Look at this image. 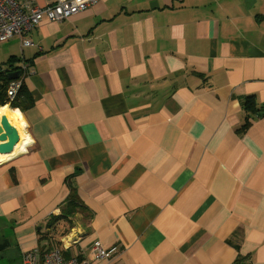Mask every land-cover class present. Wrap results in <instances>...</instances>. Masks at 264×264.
<instances>
[{
    "label": "crops",
    "instance_id": "crops-1",
    "mask_svg": "<svg viewBox=\"0 0 264 264\" xmlns=\"http://www.w3.org/2000/svg\"><path fill=\"white\" fill-rule=\"evenodd\" d=\"M25 38L0 264H264V0H97Z\"/></svg>",
    "mask_w": 264,
    "mask_h": 264
},
{
    "label": "built area",
    "instance_id": "built-area-1",
    "mask_svg": "<svg viewBox=\"0 0 264 264\" xmlns=\"http://www.w3.org/2000/svg\"><path fill=\"white\" fill-rule=\"evenodd\" d=\"M43 2L44 0H0V44L18 37L22 39L24 46H31V41L25 37L42 22L61 23L69 20L96 5L97 0H54L42 5ZM23 69L27 72L29 68L25 65ZM22 86V80L14 81L9 86L10 101L16 99ZM94 251L96 259L107 258V252L101 244H95ZM22 263L81 264L78 258L64 259L61 250H53L43 256L37 250L29 252L23 255Z\"/></svg>",
    "mask_w": 264,
    "mask_h": 264
},
{
    "label": "water",
    "instance_id": "water-1",
    "mask_svg": "<svg viewBox=\"0 0 264 264\" xmlns=\"http://www.w3.org/2000/svg\"><path fill=\"white\" fill-rule=\"evenodd\" d=\"M22 75L21 71H16L8 74V77L15 81ZM20 141L19 133L14 124L7 117H3L0 124V154H12L15 147Z\"/></svg>",
    "mask_w": 264,
    "mask_h": 264
},
{
    "label": "trees",
    "instance_id": "trees-1",
    "mask_svg": "<svg viewBox=\"0 0 264 264\" xmlns=\"http://www.w3.org/2000/svg\"><path fill=\"white\" fill-rule=\"evenodd\" d=\"M8 74H9L8 71L0 70V109L5 107V106H7V105H10V108L13 109V110L22 109L23 106L21 104V100H20L19 94L23 93L24 85L22 86V89L20 90V92H19L18 96L16 97V99L14 101H10L9 98H8V88L13 83V80H11L8 77ZM25 95L27 96V98L29 100V96H28L27 92H25ZM51 221L52 222H58L60 220H58V219L55 220V219L51 218L49 220V222H48V227H49V224H50ZM70 229L71 228H68V229H65V230H61L59 238L63 239L67 235H69ZM53 250H60V248L54 249V247H53ZM53 250H50V249L49 250H41L43 252V253L41 252V255L43 256L46 253H49V252H51Z\"/></svg>",
    "mask_w": 264,
    "mask_h": 264
},
{
    "label": "bare ground",
    "instance_id": "bare-ground-1",
    "mask_svg": "<svg viewBox=\"0 0 264 264\" xmlns=\"http://www.w3.org/2000/svg\"><path fill=\"white\" fill-rule=\"evenodd\" d=\"M3 117L9 118L11 122L16 126V128L19 130L21 141L17 144L12 154H0V163L7 161L8 159L12 158L15 154L19 153L20 151H23L28 144V141H26V136L23 132L26 126L22 120L21 114L18 111L11 110L9 106H5L0 109V123ZM24 142L27 143L25 144Z\"/></svg>",
    "mask_w": 264,
    "mask_h": 264
}]
</instances>
